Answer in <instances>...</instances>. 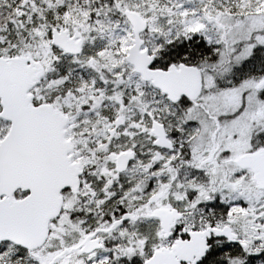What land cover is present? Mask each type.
<instances>
[{
    "label": "snow or ice",
    "instance_id": "obj_1",
    "mask_svg": "<svg viewBox=\"0 0 264 264\" xmlns=\"http://www.w3.org/2000/svg\"><path fill=\"white\" fill-rule=\"evenodd\" d=\"M0 264H264V0H0Z\"/></svg>",
    "mask_w": 264,
    "mask_h": 264
}]
</instances>
